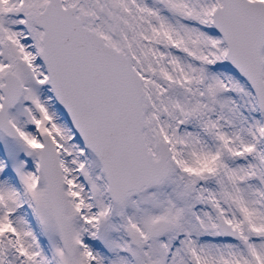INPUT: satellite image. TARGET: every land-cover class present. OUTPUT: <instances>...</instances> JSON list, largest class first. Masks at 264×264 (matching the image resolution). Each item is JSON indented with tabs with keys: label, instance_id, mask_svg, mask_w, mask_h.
Wrapping results in <instances>:
<instances>
[{
	"label": "snow or ice",
	"instance_id": "snow-or-ice-1",
	"mask_svg": "<svg viewBox=\"0 0 264 264\" xmlns=\"http://www.w3.org/2000/svg\"><path fill=\"white\" fill-rule=\"evenodd\" d=\"M0 264H264V0H0Z\"/></svg>",
	"mask_w": 264,
	"mask_h": 264
}]
</instances>
